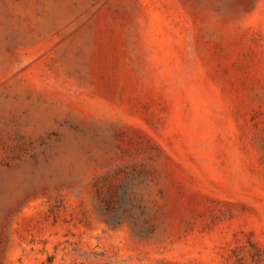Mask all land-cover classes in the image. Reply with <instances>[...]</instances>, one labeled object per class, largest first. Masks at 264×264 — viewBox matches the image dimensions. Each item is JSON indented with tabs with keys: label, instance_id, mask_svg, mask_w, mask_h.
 <instances>
[{
	"label": "rangeland",
	"instance_id": "374dc122",
	"mask_svg": "<svg viewBox=\"0 0 264 264\" xmlns=\"http://www.w3.org/2000/svg\"><path fill=\"white\" fill-rule=\"evenodd\" d=\"M0 264H264V0H0Z\"/></svg>",
	"mask_w": 264,
	"mask_h": 264
}]
</instances>
